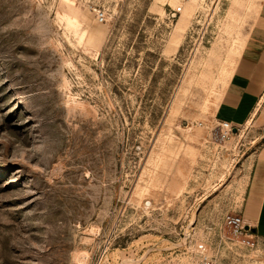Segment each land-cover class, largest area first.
Instances as JSON below:
<instances>
[{
    "label": "rangeland",
    "instance_id": "obj_1",
    "mask_svg": "<svg viewBox=\"0 0 264 264\" xmlns=\"http://www.w3.org/2000/svg\"><path fill=\"white\" fill-rule=\"evenodd\" d=\"M257 12L0 0V264H192L199 242L217 264H264V239L228 219L264 92L226 139L215 116Z\"/></svg>",
    "mask_w": 264,
    "mask_h": 264
},
{
    "label": "crops",
    "instance_id": "obj_2",
    "mask_svg": "<svg viewBox=\"0 0 264 264\" xmlns=\"http://www.w3.org/2000/svg\"><path fill=\"white\" fill-rule=\"evenodd\" d=\"M264 92V0H258L256 22L215 111L218 123L234 127L258 115ZM238 215L253 234L264 239V145L256 153L243 189Z\"/></svg>",
    "mask_w": 264,
    "mask_h": 264
},
{
    "label": "built area",
    "instance_id": "obj_3",
    "mask_svg": "<svg viewBox=\"0 0 264 264\" xmlns=\"http://www.w3.org/2000/svg\"><path fill=\"white\" fill-rule=\"evenodd\" d=\"M180 11V10H177ZM176 14H174L175 16ZM101 23L105 21L103 13L97 14ZM221 136L226 139L233 134V129L238 127L232 126L230 123L222 122L219 124ZM229 224L233 227L236 235L249 234L251 229H246L247 226L241 217H229ZM192 264H217V258L209 253V246L206 242H199L193 247V262Z\"/></svg>",
    "mask_w": 264,
    "mask_h": 264
},
{
    "label": "water",
    "instance_id": "obj_4",
    "mask_svg": "<svg viewBox=\"0 0 264 264\" xmlns=\"http://www.w3.org/2000/svg\"><path fill=\"white\" fill-rule=\"evenodd\" d=\"M238 132V129L237 128H234L233 129V133H237ZM246 229H248V228H246Z\"/></svg>",
    "mask_w": 264,
    "mask_h": 264
},
{
    "label": "bare ground",
    "instance_id": "obj_5",
    "mask_svg": "<svg viewBox=\"0 0 264 264\" xmlns=\"http://www.w3.org/2000/svg\"><path fill=\"white\" fill-rule=\"evenodd\" d=\"M100 21V20H99Z\"/></svg>",
    "mask_w": 264,
    "mask_h": 264
}]
</instances>
